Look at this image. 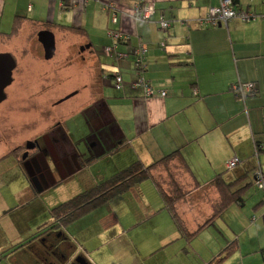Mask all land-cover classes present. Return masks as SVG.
I'll use <instances>...</instances> for the list:
<instances>
[{
  "label": "crops",
  "instance_id": "obj_1",
  "mask_svg": "<svg viewBox=\"0 0 264 264\" xmlns=\"http://www.w3.org/2000/svg\"><path fill=\"white\" fill-rule=\"evenodd\" d=\"M217 4L218 0H69L63 7L59 0H0V41L4 42L0 54L15 61L7 94L20 85L42 88L37 84L42 80L47 88L60 89L61 74H70L72 68L76 75L89 74L90 90L80 110L85 120L87 109L90 124L85 120V151L59 123L60 132L54 135L62 158L66 157L62 152L73 157L70 166L62 163L47 186L31 178L23 180V189L7 196L15 203L0 213L1 227L24 233L32 214L44 216L48 211V221L37 226L45 228L51 210L63 203L51 194L100 160L110 161L113 176L134 162L149 165L178 151L187 170L172 163L169 172L158 167L151 178L114 198L122 201V209L96 208L62 227L59 233L67 246L60 242L59 251L68 255L67 262L81 257L85 264H264V190L252 181L253 170L259 168L264 186V0H234L235 9L255 14V20L199 27L197 20ZM140 5L154 8L148 22L132 20ZM159 19L170 24L165 32L159 29ZM110 29L129 36L128 42L116 44L113 53H126L138 43L146 47L143 77L155 90L165 91L164 98L157 94L144 98L141 90L130 88L136 79L132 57L116 60L104 54V48L114 46L107 37ZM41 31L53 35L50 60L44 59L37 38ZM115 71L123 80L121 90L113 86L110 72ZM71 74L63 79L74 78L69 85L77 90L64 100L83 87ZM238 83H254L255 94L244 101L235 99L231 88ZM37 137L41 136L24 141ZM258 146L263 150L255 154ZM9 150L1 145L0 158ZM232 158L240 163L229 171L226 164ZM171 170L183 190L175 204L176 215L188 233L197 232L188 239L178 232L154 182L167 191ZM12 177L15 185L16 175ZM217 177L229 186L223 198L215 185ZM7 199L0 196L6 204ZM220 202L223 209L204 225ZM97 214L100 223L88 225L86 219ZM83 221L87 223L81 226ZM78 222L79 229L67 232ZM21 240L18 244L26 241ZM229 246L230 253L217 261Z\"/></svg>",
  "mask_w": 264,
  "mask_h": 264
},
{
  "label": "rangeland",
  "instance_id": "obj_2",
  "mask_svg": "<svg viewBox=\"0 0 264 264\" xmlns=\"http://www.w3.org/2000/svg\"><path fill=\"white\" fill-rule=\"evenodd\" d=\"M3 47L4 42L0 41V51ZM49 63H51V61H43V64ZM72 71L70 74L72 73L71 75L75 76L77 79L76 84L85 87H82L77 95H72L65 100L64 98L66 96L73 94L74 91L77 90V88L73 90L69 85L74 78H70V76L69 79H63L66 75H70L66 73L61 74L63 83H61L62 86L60 89L47 88V82L42 80L43 82H37L39 86H43L42 88H36L31 84L27 88L23 85L17 86L18 88H15L13 92L12 90L9 91L10 95L5 91L7 99L0 104V140L2 144L6 146L12 145L13 143L10 141L12 140L11 137L14 138L13 140H17V143L13 145L22 144L24 139L32 137V135L36 136L39 134V136H42L43 132L46 133L48 129L52 128V126L58 122L66 132H71L76 138V145L80 147L81 151H85L82 139L86 132H88V127L80 114V110L85 106V102L90 96V90L87 86L89 84V74L87 72H79L76 75V73ZM53 92H56V98H54ZM48 93H51V95ZM53 100H56L55 102L57 104L52 105ZM79 106L81 107L80 109H78ZM77 109L78 111H76ZM83 164L88 165V163L85 162ZM110 166L109 160H100L86 168L85 171L79 173L74 181L64 185L60 192L51 194V197L54 198V201L66 202L85 191V189L87 190L100 183L102 181L101 179H105L103 181L110 179L112 177ZM13 175H16V180L14 181L16 182L15 185L13 184V180L15 179V177H12ZM19 175L21 174L11 169V162L9 159H2L0 161V196L2 199H7V196H10L12 192H20L23 189L25 183ZM254 193L255 192L251 191V194ZM6 201L9 206L11 203H15L8 199ZM106 204L107 205H101L98 208L104 211L109 208L122 209L125 207L122 201H117V198H113ZM2 216L3 214L0 215V217ZM92 216L86 219L88 225H96V220L100 223L98 214ZM48 217V211L44 216L38 213L32 214L29 217L27 228L23 230L24 233H16L10 230L9 227L4 228L0 226V264H14L10 258L6 259V255L15 248L13 246L22 241L21 239L26 240V236L34 234L39 229L37 226H41L45 220L48 221ZM83 222L82 224L79 222L75 223L72 227L68 228L67 232L72 233V230L75 231L79 229L80 224L82 226L86 221ZM0 225H2V222H0ZM19 254L20 256L23 255L28 260H33L32 256L29 258L30 256L25 250ZM64 262V264L68 263L66 260Z\"/></svg>",
  "mask_w": 264,
  "mask_h": 264
},
{
  "label": "trees",
  "instance_id": "obj_3",
  "mask_svg": "<svg viewBox=\"0 0 264 264\" xmlns=\"http://www.w3.org/2000/svg\"><path fill=\"white\" fill-rule=\"evenodd\" d=\"M256 92V90H255ZM249 94L247 97L252 96L255 94ZM246 97V98H247ZM245 98V99H246ZM236 99V98H235ZM244 99V100H245ZM241 100V99H238ZM241 100V101H244ZM83 115L85 117V120L87 122V125L90 127V124L88 122L87 118V109L83 112ZM258 146L257 148H259ZM263 150V149H262ZM261 151V150H260ZM258 153V152H257ZM178 161V164L175 161ZM176 165L175 168H177V165H180L184 170H187V167L183 166V160L181 159V155L178 151L173 152L160 160L154 161L149 165H143L140 162H134L127 168L117 172L114 174L110 179L106 181H102L93 187L81 192L80 194L74 196L73 198L67 200L66 202H63L59 204L58 206L54 207L50 212L51 222L45 227L40 228L31 238L25 241L24 244L30 243L34 241L38 236H41L43 234H49L51 232H60V229L62 227H67L71 223L77 221L79 218H81L83 215L89 213L91 210L98 208L101 205H104L108 203L110 200L115 198L116 196L123 195L124 193L128 192L133 187L137 186L141 182H143L146 179L151 178V172L158 167H163L167 169L166 171H170L171 165ZM255 168L253 172L256 170ZM175 170V169H174ZM261 171V170H260ZM172 177H170V182L167 184L169 193L171 194L170 197L167 195V191L162 189L161 184L154 180L155 185L158 188V192L163 200V203L165 204L166 209L169 210L171 213V216L174 220L175 226L177 227L178 232L186 239L191 238L194 236L197 232L188 233L184 226L181 224L179 218L176 215L175 211V204L177 201L180 200L183 196V190L182 188L175 182V179L173 178L174 174H171ZM263 175V174H262ZM216 178L215 185L218 187L219 192L221 194V198H223V194L229 193L228 189L229 186H223V181L221 179ZM221 202L214 207L213 215L210 217V219L204 224L206 225L208 222L215 219L219 212L223 209V207L220 205ZM201 228L198 227V230ZM61 243H65V239L60 234ZM18 247H15L14 251H16ZM232 250V246L227 247L223 253L217 258L216 260H222L224 256L230 253ZM70 252V251H69ZM68 256V255H67Z\"/></svg>",
  "mask_w": 264,
  "mask_h": 264
},
{
  "label": "flooded vegetation",
  "instance_id": "obj_4",
  "mask_svg": "<svg viewBox=\"0 0 264 264\" xmlns=\"http://www.w3.org/2000/svg\"><path fill=\"white\" fill-rule=\"evenodd\" d=\"M6 99L7 96L5 94V99L2 102ZM58 125L59 123L57 122L41 137H37L30 141H24L22 144L6 146L2 144V141L0 140V146L2 145L3 147L10 148L8 153L0 158V161L2 159H9L11 162V169L14 168L17 173L21 174L19 176L22 177L23 180L31 178L36 184L47 186L53 181V174L59 170L62 163L69 167L70 160H73V157L68 158L67 154L63 152V156L66 157L62 158L59 139L54 135V132H60V126ZM11 139V143H14V138L11 137ZM27 146H29V148ZM6 208L7 204L5 200L0 201V211L5 213L8 210V208ZM58 237V232H51L49 234L38 236L30 243L18 244L15 246L18 247V249L16 251L11 250L10 253L6 255V259L10 258L13 262L12 256L14 255L15 264H63L67 258V254L59 251V243L61 241L58 240ZM62 244L67 246L66 242H62ZM24 250L25 252H28L30 256L29 258L32 256L33 260H28L23 255L20 256L19 253ZM69 263L71 262H68L67 264Z\"/></svg>",
  "mask_w": 264,
  "mask_h": 264
},
{
  "label": "built area",
  "instance_id": "obj_5",
  "mask_svg": "<svg viewBox=\"0 0 264 264\" xmlns=\"http://www.w3.org/2000/svg\"><path fill=\"white\" fill-rule=\"evenodd\" d=\"M69 0H59L61 6H66ZM154 14V8L152 5L146 6H136L134 11L132 12V20L134 22H148L150 18ZM233 19H240L242 22H250L252 20L257 19V16L251 12H246L242 10H237L234 7V0H218V4L213 7H209L206 14L197 20V25L199 27H218L223 26L226 27L227 24ZM111 22L113 24L116 23L115 15H112ZM159 29L162 32H165L170 24L168 21L164 19H159L158 21ZM107 37L110 38L114 42L113 47L104 48V54L107 57L114 56L116 60H123L129 57L133 59V71L135 73L136 79L130 83V88L133 90H141L144 98H151L154 95H158L160 98H164L166 96L165 91H157L155 90L143 77L145 72V64L144 59L146 55V47L138 43L136 47L129 50L126 53H113L116 48V44L119 42H128L129 36L127 34L122 33L121 31L116 30H108ZM161 48H164V41L160 44ZM110 75L113 79V86L116 90H121L123 88V80L121 75L115 71L110 72ZM233 95L236 99L244 100L249 94H252L256 90V86L254 83H238L232 85L231 88ZM262 148H256L255 154L258 151L262 150ZM240 163L238 158L230 159L227 164V170H233ZM253 185L259 190H264L263 186V175L259 168H257L252 174Z\"/></svg>",
  "mask_w": 264,
  "mask_h": 264
},
{
  "label": "water",
  "instance_id": "obj_6",
  "mask_svg": "<svg viewBox=\"0 0 264 264\" xmlns=\"http://www.w3.org/2000/svg\"><path fill=\"white\" fill-rule=\"evenodd\" d=\"M37 38L39 43L43 47L44 59L45 60L52 59L54 55L53 35L48 31H41L38 33ZM83 50H84L83 47L80 48V51ZM14 69H15L14 59L9 54L6 53L0 54V103L5 99V94H4L5 88L9 86L12 82V72ZM27 147L29 148V146ZM69 264H85V262L81 257H76L73 260V262Z\"/></svg>",
  "mask_w": 264,
  "mask_h": 264
}]
</instances>
